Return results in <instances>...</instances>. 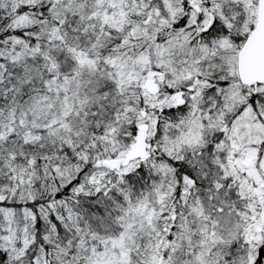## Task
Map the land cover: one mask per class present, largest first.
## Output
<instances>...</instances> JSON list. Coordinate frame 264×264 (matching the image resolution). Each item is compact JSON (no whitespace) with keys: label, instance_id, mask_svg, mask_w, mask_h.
Masks as SVG:
<instances>
[{"label":"snow or ice","instance_id":"snow-or-ice-1","mask_svg":"<svg viewBox=\"0 0 264 264\" xmlns=\"http://www.w3.org/2000/svg\"><path fill=\"white\" fill-rule=\"evenodd\" d=\"M0 264H264V0H0Z\"/></svg>","mask_w":264,"mask_h":264}]
</instances>
